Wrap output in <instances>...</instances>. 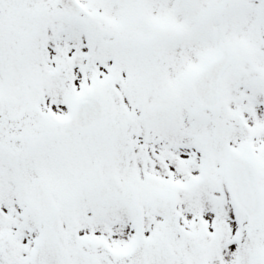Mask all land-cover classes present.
I'll return each instance as SVG.
<instances>
[{
  "label": "snow or ice",
  "instance_id": "obj_1",
  "mask_svg": "<svg viewBox=\"0 0 264 264\" xmlns=\"http://www.w3.org/2000/svg\"><path fill=\"white\" fill-rule=\"evenodd\" d=\"M0 264H264V0H0Z\"/></svg>",
  "mask_w": 264,
  "mask_h": 264
}]
</instances>
